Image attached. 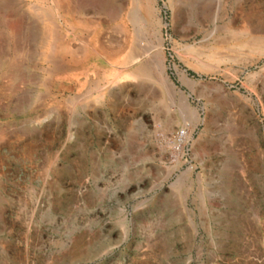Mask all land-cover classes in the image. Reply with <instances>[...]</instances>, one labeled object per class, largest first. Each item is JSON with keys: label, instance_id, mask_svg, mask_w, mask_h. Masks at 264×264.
<instances>
[{"label": "rangeland", "instance_id": "1", "mask_svg": "<svg viewBox=\"0 0 264 264\" xmlns=\"http://www.w3.org/2000/svg\"><path fill=\"white\" fill-rule=\"evenodd\" d=\"M144 1L0 0V264H264V0Z\"/></svg>", "mask_w": 264, "mask_h": 264}, {"label": "bare ground", "instance_id": "2", "mask_svg": "<svg viewBox=\"0 0 264 264\" xmlns=\"http://www.w3.org/2000/svg\"><path fill=\"white\" fill-rule=\"evenodd\" d=\"M38 3H39V5L37 6V5H35L36 6V10L39 12H42V10L44 9V7H45V0H36ZM142 1V0H141ZM18 2V1H17ZM16 2V3H17ZM140 2V1H139ZM15 4V3H14ZM117 4V3H116ZM13 6V5H12ZM20 6V5H19ZM16 7V6H15ZM142 13H144V15H143V19H144V21H146V22H149V23H151L152 22V8H151V5H150V2L148 1V0H145L144 2H143V4H142ZM17 8V7H16ZM16 8L14 9V10H16ZM123 8V7H122ZM21 9H23V8H21ZM9 11V10H8ZM11 11V10H10ZM25 12V11H24ZM20 13V12H19ZM10 15V14H9ZM17 15V14H16ZM138 15V14H137ZM11 16V15H10ZM140 16V15H139ZM217 17V16H216ZM15 18V17H14ZM27 18V17H26ZM40 18V17H39ZM138 20H140V18L138 19ZM142 20V19H141ZM140 20V21H141ZM15 21V20H14ZM30 21V20H29ZM144 23V22H143ZM136 24V23H135ZM5 25H7V27L8 28H10V29H12L13 30V32H14V34H15V36H16V39H21V41L23 40V41H27V36L28 35H26V33H25V30H24V28L26 29L27 28V25H26V22H25V20H24V17H20V18H18V21H16V24H15V22H11L10 20L9 21H5ZM147 25V24H146ZM37 26V25H36ZM142 26V25H141ZM143 26H144V24H143ZM148 26V25H147ZM43 28V27H42ZM238 31V30H237ZM41 33H42V30H41ZM12 34V33H11ZM70 34V33H69ZM32 35V34H31ZM145 37V36H144ZM235 37V36H234ZM13 38V37H12ZM257 38V37H256ZM139 39H140V41H139V44H140V48L142 47V45H144L143 44V35L142 34H139ZM150 39V38H149ZM262 39V38H261ZM135 40V39H134ZM145 40V39H144ZM24 42V43H25ZM40 42V41H39ZM260 42V41H259ZM14 43H16V42H14ZM18 43V42H17ZM17 43L16 44H14V47H12V46H9V48H8V51H9V56H12V53L14 52V53H17V51H18V49H17V46L19 47V46H23V50L25 51V47H26V45L24 44V45H17ZM23 43V42H22ZM37 43H38V41H37ZM43 43H44V41H43ZM47 43H48V40H47ZM101 43V42H100ZM256 43V42H255ZM45 44H46V42H45ZM131 45V44H130ZM129 45V46H130ZM146 45V44H145ZM48 46V45H47ZM70 46V45H69ZM96 46V45H95ZM137 46V45H136ZM160 46H161V43H160V41L158 42V44L157 45H155V46H153V48L155 47V48H157L158 47V49L160 48ZM20 47V48H21ZM29 47V46H28ZM111 47V46H110ZM144 47H146V46H144ZM150 47V46H149ZM149 47H147V49H146V51L149 49ZM162 47V46H161ZM48 48H49V46H48ZM76 49V48H75ZM22 50V51H23ZM82 50H84V47H83V49L82 48H78L77 49V51L78 52H81ZM93 51L92 53L90 52V51ZM103 50L105 51V49L103 48V47H99V48H96V47H91V49H89V48H86V51H89L91 54H93V56L94 55H100L101 57H103V59H105V61L106 62H108V59L102 54V52H103ZM36 51V50H35ZM49 51V50H48ZM71 51V50H70ZM135 51V50H134ZM144 51H145V49H144ZM139 52V51H138ZM52 53H54V52H52ZM94 53H96V54H94ZM134 55V54H133ZM117 56V55H116ZM141 56V54H139V55H136L135 57V59L136 60H138V58ZM49 58H50V60L51 61H55L54 59H55V54H53V55H49L48 56ZM57 57V56H56ZM114 57V56H113ZM38 59L40 58V59H42V58H44V56H43V53H41V52H38V57H37ZM9 59V58H8ZM12 59V58H11ZM112 59V58H111ZM69 60V59H68ZM113 60V59H112ZM112 60H110V61H112ZM1 61V60H0ZM114 61V60H113ZM2 62V61H1ZM36 62V61H35ZM115 62H117V61H115ZM114 62V63H115ZM15 63V62H14ZM1 64V63H0ZM71 64V63H70ZM111 64V63H110ZM11 64L9 63V71L10 70H12V68H13V66L11 65ZM139 65V64H138ZM7 66V65H6ZM136 68V67H135ZM7 69V70H8ZM13 69H15V68H13ZM23 69V68H22ZM19 71L17 72L16 70H15V72L17 73V74H19V75H21V68L20 69H18ZM1 71V70H0ZM148 71H149V67H148V65L146 64V63H141L138 67H137V69L136 70H134V71H132V72H130L129 74H126L125 76H132L134 79H136V80H139V79H150V73H148ZM14 72V71H13ZM14 72V73H15ZM6 73V72H5ZM4 73V74H5ZM9 73V72H8ZM7 74V73H6ZM4 76V75H3ZM2 76V77H3ZM8 77V76H7ZM3 79V78H2ZM1 79V80H2ZM3 84V83H2ZM165 84V83H164ZM2 87V86H1ZM109 91V90H108ZM103 97H104V95H103ZM99 98V97H98ZM100 99V98H99ZM28 99H27V97L24 95V96H22L21 97V99H20V105H26L27 104V101ZM37 107H39V106H41L40 105V102H38L37 101ZM184 108V107H183ZM114 111V110H113ZM189 111L187 110V113H188ZM194 113V112H193ZM158 115V114H157ZM158 119V118H157ZM187 124V123H186ZM26 126V125H25ZM21 131V130H20ZM21 133V132H20ZM185 138H187V136L185 137ZM2 139V138H1ZM179 144V143H178ZM179 183V182H178Z\"/></svg>", "mask_w": 264, "mask_h": 264}]
</instances>
